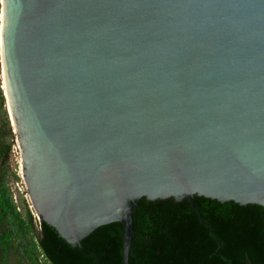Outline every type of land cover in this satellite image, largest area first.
Segmentation results:
<instances>
[{
    "label": "water",
    "instance_id": "1",
    "mask_svg": "<svg viewBox=\"0 0 264 264\" xmlns=\"http://www.w3.org/2000/svg\"><path fill=\"white\" fill-rule=\"evenodd\" d=\"M0 5L28 203L73 248L120 223L130 264L142 198L264 208V0Z\"/></svg>",
    "mask_w": 264,
    "mask_h": 264
},
{
    "label": "trees",
    "instance_id": "2",
    "mask_svg": "<svg viewBox=\"0 0 264 264\" xmlns=\"http://www.w3.org/2000/svg\"><path fill=\"white\" fill-rule=\"evenodd\" d=\"M15 140L0 78V264H122V224L101 226L73 248L43 220L35 223L19 192L15 202L12 183L20 181L10 164ZM134 232L130 264H264L259 205L199 196L194 206L142 198Z\"/></svg>",
    "mask_w": 264,
    "mask_h": 264
},
{
    "label": "rangeland",
    "instance_id": "3",
    "mask_svg": "<svg viewBox=\"0 0 264 264\" xmlns=\"http://www.w3.org/2000/svg\"><path fill=\"white\" fill-rule=\"evenodd\" d=\"M1 68V74H0V78H1V89L4 91V80H3V72H2V67ZM6 100V99H5ZM7 105V104H6ZM11 168L13 170V172H15L17 174V176L20 178L19 182H13V190L16 192L20 193V196L25 198V194L27 192L26 190V186L24 184L23 178H22V161H21V151L20 148L17 144V140H15V145L13 146V151L11 154ZM17 195V193H16ZM31 211V210H30Z\"/></svg>",
    "mask_w": 264,
    "mask_h": 264
},
{
    "label": "built area",
    "instance_id": "4",
    "mask_svg": "<svg viewBox=\"0 0 264 264\" xmlns=\"http://www.w3.org/2000/svg\"><path fill=\"white\" fill-rule=\"evenodd\" d=\"M14 200H15V202H17V200H18L17 195L14 196ZM25 200H26V202H27V204H28V206H29V209L31 210V213H32V215H33V217H34V221H35V223H36L37 225H39V224L41 223V219H40V217L37 215V213L35 212L34 208L28 203V202H29V196H28V193H27V192H26V194H25ZM18 210H19V209H18Z\"/></svg>",
    "mask_w": 264,
    "mask_h": 264
},
{
    "label": "bare ground",
    "instance_id": "5",
    "mask_svg": "<svg viewBox=\"0 0 264 264\" xmlns=\"http://www.w3.org/2000/svg\"><path fill=\"white\" fill-rule=\"evenodd\" d=\"M2 21H3V17L1 16L0 17V27H1V23H2ZM2 37L0 36V47H1V49H2V39H1ZM3 75H4V73H3ZM3 80H4V91H5V95H7L8 96V91H7V86H6V82H5V77L3 76ZM8 101H9V99H8ZM9 106V108H10V105H8ZM9 113L11 114V116H12V111H11V108L9 109Z\"/></svg>",
    "mask_w": 264,
    "mask_h": 264
}]
</instances>
